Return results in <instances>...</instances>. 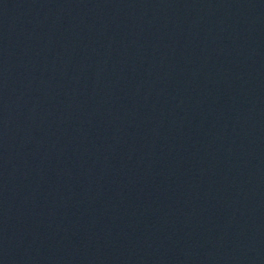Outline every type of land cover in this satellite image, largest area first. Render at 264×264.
Instances as JSON below:
<instances>
[{"label":"water","instance_id":"water-1","mask_svg":"<svg viewBox=\"0 0 264 264\" xmlns=\"http://www.w3.org/2000/svg\"><path fill=\"white\" fill-rule=\"evenodd\" d=\"M0 264H264V0H0Z\"/></svg>","mask_w":264,"mask_h":264}]
</instances>
